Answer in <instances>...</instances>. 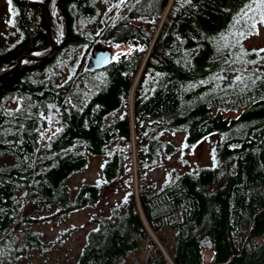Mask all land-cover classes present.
<instances>
[{
    "label": "trees",
    "instance_id": "obj_1",
    "mask_svg": "<svg viewBox=\"0 0 264 264\" xmlns=\"http://www.w3.org/2000/svg\"><path fill=\"white\" fill-rule=\"evenodd\" d=\"M94 1L51 0L53 54L15 67L50 50L46 8L7 0L20 39L0 51V73L15 67L0 80V157L18 164L0 166V261L43 249L37 223L123 188L107 215L91 217L74 264H264V51L244 48L260 0H124L89 35L76 17L92 18ZM97 39L125 51L94 72L74 66L62 83L42 78ZM225 76L241 80L218 87ZM212 135L210 167L147 184ZM89 156L107 157L101 180L74 191L67 181Z\"/></svg>",
    "mask_w": 264,
    "mask_h": 264
},
{
    "label": "rangeland",
    "instance_id": "obj_2",
    "mask_svg": "<svg viewBox=\"0 0 264 264\" xmlns=\"http://www.w3.org/2000/svg\"><path fill=\"white\" fill-rule=\"evenodd\" d=\"M122 1L124 0H95L96 13L92 18H81L77 16V30L88 33L89 35L97 34L103 22L119 11V5ZM12 21V12L8 7L7 0H0V51L8 48V46L20 39V35L15 30ZM257 33L249 36L245 40V49L258 51L264 48V24L259 25ZM94 46L110 51L112 59L125 51V47L107 45L102 39H97ZM67 51L63 54L62 59L65 61L59 65L60 67L57 66V68L50 69L42 78L62 83L73 72L74 66L82 64V67L86 69L91 50L86 58L82 57L84 53L83 48H78L75 51ZM235 85H237V81H234L233 77L225 76L223 83L221 81L218 87L225 88ZM16 104V102L11 103L13 106ZM235 115L232 114L231 116ZM167 138L179 144L181 136H168ZM219 142L220 138L217 135L203 139L186 157L178 156L171 158L161 167L150 172L146 176L147 184L150 186L154 184L157 186L160 185L166 180L167 174L172 169L180 168L194 172L197 168L210 167L213 152ZM106 159V156H89L88 167L71 176L67 181L68 186L75 191L84 184H98L101 180L102 166ZM14 164H18V162L10 155L0 157V166ZM132 179L134 186H136L135 173H133ZM136 188L138 187L136 186ZM123 196V188L115 191L111 189L95 208L87 207L82 210L73 211L60 219L49 217L47 218L49 221L44 220L37 223L32 228L38 233L40 242L44 244L43 249L30 250L15 258L12 263L7 260H1L0 264H74L84 244L87 232L93 227L91 217L107 215L109 209L119 204ZM45 214L47 213L36 216ZM207 254L208 260L210 253Z\"/></svg>",
    "mask_w": 264,
    "mask_h": 264
},
{
    "label": "water",
    "instance_id": "obj_3",
    "mask_svg": "<svg viewBox=\"0 0 264 264\" xmlns=\"http://www.w3.org/2000/svg\"><path fill=\"white\" fill-rule=\"evenodd\" d=\"M50 3H51V0H45V2H44V6L46 8V19H47V27H48L47 28V32H48L50 50L46 54H44L42 56H25V57H21V58L18 59L15 67L20 65L21 61L24 60V59L34 61V60L48 58V57H50L53 54L54 49H55V42H54V40L52 38L51 31H50ZM111 61H112V56H111L110 51L105 50V49H100L98 46H94L91 49V52H90V55H89V59H88L87 64H86V69L89 72H94V71H97V70H100V69L106 67L108 64L111 63ZM15 67L1 72L0 73V80L5 75L10 73Z\"/></svg>",
    "mask_w": 264,
    "mask_h": 264
},
{
    "label": "snow or ice",
    "instance_id": "obj_4",
    "mask_svg": "<svg viewBox=\"0 0 264 264\" xmlns=\"http://www.w3.org/2000/svg\"><path fill=\"white\" fill-rule=\"evenodd\" d=\"M9 3H11V0H9ZM244 7H248L247 4L244 5ZM258 7H261V8H264V0H260V4L258 5ZM260 23L261 24H264V13L261 14V19H260ZM252 28L255 30L256 29V23L253 22L252 24ZM258 34V33H257ZM241 35H243V33H241ZM260 51H264V49H261ZM116 57H113V59H115ZM253 63H255L253 61ZM255 79H260L259 76H256ZM255 79L253 80V83H255ZM233 80L236 81V80H241V77L240 76H235L233 77Z\"/></svg>",
    "mask_w": 264,
    "mask_h": 264
}]
</instances>
